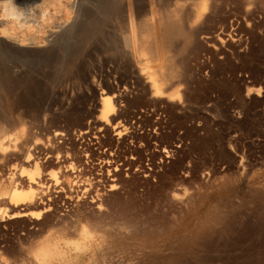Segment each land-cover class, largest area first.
Segmentation results:
<instances>
[{"label": "rangeland", "instance_id": "rangeland-1", "mask_svg": "<svg viewBox=\"0 0 264 264\" xmlns=\"http://www.w3.org/2000/svg\"><path fill=\"white\" fill-rule=\"evenodd\" d=\"M39 1L41 2V0H0V17L16 15L20 19L21 10L32 8L36 3L39 4ZM44 1H42L43 6L48 2L46 6L49 7L47 9L44 6L43 10L51 12L54 3L48 0L44 3ZM135 1V7L141 9L140 15L134 18V29L137 30L140 29L138 28L140 18H148L151 21V15L145 11L148 10L145 0ZM178 1L192 0H156V3L152 0L155 17L163 15ZM218 2L221 3L218 5L219 14L215 18L209 16L203 25L199 24L200 28L197 27L199 31L194 29L195 32L197 31L194 39L197 37L195 40L198 42L194 44V40L188 44L179 56L188 60L186 69H189L188 73L191 77L188 83L182 85L185 95L183 99L187 103L183 100V104L186 105H183L184 109L179 114L182 126L176 128L174 122L164 120L159 126L161 129L158 127V131L164 134L174 130L175 139L169 138L173 153L167 159L164 158L166 160L160 162V165L157 157L156 159L154 157V163H157L153 168L154 176H149L147 181L143 180L141 172L135 167L128 169L129 174L125 176V169L122 166V177L126 179V184L106 193L107 196L104 195L103 199L113 204L111 206L104 202L107 212L105 215L108 219L105 217V222L116 225L121 221L131 227L124 231L113 232H107L103 227L94 230L95 236L107 240V244L104 243L93 254L94 259L100 256L98 255L100 250L102 254L100 257L103 256L101 259L105 258V261L106 259L108 261L106 264H264V0H253L250 4H246V6L250 5L251 12L244 9L245 5H242L241 0ZM238 7L241 8L239 11ZM32 12L36 13L34 10ZM35 15L37 18V13ZM35 15L26 16L29 21L32 19L30 25L34 24ZM104 18L106 21L112 20L106 19V16ZM105 22L103 24L96 22L95 26L93 24L94 28L90 27L92 24L84 22L81 27L79 26L81 30L76 31L74 35L76 38L73 36L68 43L65 42L69 38L64 34L43 32L44 44L36 47L31 42L21 47L11 45L0 35V116L2 115L0 125L6 123L3 127L6 130L9 128L7 133L15 132L18 139L23 142L27 136L43 137V129L49 127H60L59 129L72 133L78 129L82 121H85V115L91 110L93 100L97 98V87L105 91L110 89L108 93L111 95L113 90L123 89L124 81L125 84H129V80H125L121 66H118V59L112 61L116 59L114 57L119 56L113 53L111 40L116 37L118 26H122L123 23L120 21L121 24L112 27L111 22L110 24ZM108 25H112L111 28ZM31 28L30 30L33 29ZM141 31L137 32L143 40L137 44L141 48L140 56L150 57L152 50L150 49L148 53L145 48L148 47L149 51L152 33L150 30ZM77 33H80V36ZM90 33L94 36L92 37ZM48 37H51L50 40ZM148 41L151 43L149 44ZM6 57H10L12 61ZM93 80L94 85L90 83ZM65 91L67 93H64L65 95L72 93L70 101L66 100L68 97L62 93ZM133 94L132 90L129 96ZM121 120L123 123L131 122L129 116ZM23 127L26 128L27 132L24 130L26 133L22 131ZM167 127L172 131L169 132ZM148 141L151 143L152 139L149 138ZM74 143L76 144L74 148L80 150V141L74 140ZM142 150V164L146 168L151 161L148 153L144 154ZM10 154L11 152L4 153L3 157L0 154V216L2 214L0 264H36L33 263V257L40 251L37 249V242L47 236L75 239L74 236L79 235L80 226L73 222L80 205L76 208L75 204L63 197L64 194L49 192L51 208L40 220L45 221L46 217L47 220L52 221L46 220L45 224L50 225L47 224L49 226H45L41 233L39 227L34 224L35 219L30 215L24 216L26 219L10 217L12 209L4 192L9 191L15 176L22 174L25 177L32 171L31 168L22 172L20 157ZM167 186L171 187L170 190L174 194H178H175L179 196H176V199H181L174 200L171 207L156 199ZM53 194L55 198H52ZM65 200L71 204L66 203ZM34 208L30 210L36 212ZM26 225H29L32 235L28 234ZM34 228L38 233L34 234L36 232ZM71 231L75 235H72ZM57 250L48 256V262L43 264H74V262L87 264L89 257H92L90 252L76 253L72 247L64 246L62 242ZM101 259L100 262L97 259L90 261L92 264H95L94 262L103 264Z\"/></svg>", "mask_w": 264, "mask_h": 264}, {"label": "bare ground", "instance_id": "bare-ground-1", "mask_svg": "<svg viewBox=\"0 0 264 264\" xmlns=\"http://www.w3.org/2000/svg\"><path fill=\"white\" fill-rule=\"evenodd\" d=\"M42 1L43 0H41V2L39 1V4L36 3L34 6H32V8L29 7V8L21 10L22 18L20 19L16 15L1 16L0 17V35L3 36L7 42L11 43V45L14 44L15 46L21 47L25 45L26 43L31 42L36 47V46H41V44L43 43L42 42V40H44L43 32L45 34L46 33L52 34L51 32H56L55 34L57 33L64 34V36L69 38L68 41L65 42V43H68L70 42L69 40L76 34V31L79 29V26L82 25L84 22L87 24L89 23V25L92 24V26L90 27H93V24L95 26L96 22H99V24L101 23L103 24V22L106 21L104 18L105 16L107 17L106 19H110V18L112 19V16L114 15L113 19L106 21L105 24L107 22L110 24L111 22L113 24V26L112 25L111 26L115 27L119 25L118 23H120V21L123 23V24L120 23L122 26H118L119 29L117 28L118 31H117L116 37H114L111 40V49L113 53H116L119 56V57H114L116 59L112 61L115 62V60L118 59V66H121V70L124 72V76L126 78L125 80H129V84H125V81H124L125 86L123 85L122 90H119L120 88L116 90L115 86L113 85L116 91L113 90V93H111V95L108 93L110 89L109 90L107 89V91H105L104 89L98 88L97 87L98 85H97L96 86L97 87L96 89L97 98L93 100V105L91 107V110L88 111L87 115H85L86 116L85 121H82L81 124H79V127L76 131H72V133H70L69 131H64L65 129L64 130L59 129L60 128L59 126H57L59 128H50V127L44 128L43 129L44 132L42 133L43 137H36V136L34 137L33 135L32 137V136L26 135L27 137L24 138V142H23L18 139L17 134L15 132H12V133L6 132L9 129L8 128L6 130L4 128L5 127L4 124L6 123H3V125L1 124L2 126L0 125V154L2 155V157L4 156V153L11 152V154H14V156L17 155V157H20V160H21L20 165L22 166V169H21L22 172L25 169H28L29 171V169L32 168V171L29 172L28 175H26L25 177H23L22 174H18L17 176L13 178V176L11 175L12 176L11 178H13L12 186L10 189L8 188L9 189L8 192L3 191L5 194H7L8 200H9L8 205H11V209H12L9 216L14 218V217H24V216L26 217L27 215H30L32 219H35L34 224L39 227V232L41 233L42 231H44L43 229L45 228V226L50 225L49 223H47L49 225L45 224L47 220L46 217H45V221L43 218H42L43 221L40 220L41 217H44L45 216L44 214L48 210L50 211V208H51L50 207L51 197H50L49 192L54 191V192H57L58 194L59 193L64 194L63 197L68 202H71L73 205L75 204L74 205L75 207L76 206L78 207V205H80L79 206L80 209L76 207L78 209V214H76L77 217L74 216L75 220L73 219L74 220L73 223L79 224L80 226L79 235L74 236L75 239L74 238L58 239L55 236L54 238L53 236L45 237V235H43L45 238L42 236V238L44 239L41 240L40 242H37V249H39L40 251H38L39 253L34 255L33 263L35 262L36 264H43V262H48L49 260L48 256L53 254L57 250V247L62 242L64 246L72 247L73 250L76 251V253L77 251L82 252V253L90 252L92 257L91 256L89 257V261H87V264H90V263L92 264V261L90 260L97 259V261L100 262V259L103 257V256L100 257L102 255L100 254V250L98 251L99 252L98 255L100 256H98L97 258L95 257L94 259L93 254H95L97 250L100 248V246H102L104 243L105 245L107 244V240H105L103 237L101 238L98 235L95 236L94 230H98V228L103 227L107 232H113V231H124V230H127V228L129 229L131 227L130 225L121 223V221L119 224L117 223L116 225H113L114 223L112 225L111 223L107 224V221L105 222V217H106L105 213H107L105 212V208H106L105 204L109 202H106V200L103 199L104 195H106V193L108 192L115 191L117 190V188H120L121 186L126 184V179L122 177V171H121L122 166H124V169H125V176L129 174L128 169H132L133 167H135L137 171L141 172L143 176L142 177L143 180L147 181V178L149 176H154L153 168L155 166L154 164H157L156 162L154 163V157L155 159L157 157L159 165H160V162L162 163V161L166 160L168 157H170V154L173 153L172 148H171L172 142L170 144L169 140L171 139V137H173V140L175 139L173 136V134H175L173 133L174 130L172 131L167 127L169 129V132L170 131L172 132L170 133L168 132L169 134H166V133L164 134L160 132V130L158 131V127L161 125V123H163L164 120L174 122L175 126H177L176 128H178L179 126L180 127L182 126L179 114L184 109L183 105L187 104L186 100L183 99L185 95L183 94V91H182V85L188 83L191 77H190V74L188 73L189 69L188 70L186 69L187 64H189L188 60L185 59V57H179V56L182 55V52L185 50L188 44L194 42V40L197 39V37L194 39V36L196 35V32H197V31L195 32L194 29L196 28L198 30L197 28L199 27L198 25L201 23H202L201 25H203V23L207 19H209V16L212 18H215V16L219 14L218 5L221 3L218 2L219 0H209V1L208 0H192L190 2H185V1L179 2L178 1V2H175L172 8L167 10L163 15L159 17H155V10L152 5V0H145L147 3V5L145 4V6H148V10L147 9L145 10L143 7L142 9L147 11L151 15V21H149L148 18H140L139 24H138V28L140 29H137L139 30L137 31L134 29V18L136 15L139 14L141 9L139 10V7L138 8L137 6L135 7V2H136L135 0H48L54 3V5L52 3L54 8L53 10L51 9L52 10L51 12H46L45 10H43V7L46 6L48 2H46L45 0L44 3L45 2L46 3L43 6ZM241 1H242V5L243 4L245 5L244 9L247 10L248 12V10H250L251 8H249L250 5L246 6V4H250L253 0H241ZM50 3L51 2H49V4ZM154 3H156V0ZM48 7L46 6L44 8L48 9ZM240 7H238V11ZM31 9L36 11L37 18L35 15L36 13H33L32 12L33 10ZM27 10L28 12H26ZM29 10H31V12ZM29 15L30 16L35 15L34 19L36 21L33 20L34 24L30 25L31 23L30 21L32 19L29 21V19L26 17ZM30 28L32 30H30ZM80 30L81 28L79 29V31ZM95 30L97 31V29ZM143 30L144 31L150 30L152 33V43L148 41L149 44L151 43L152 47L150 48L151 45L149 46V51H148V47L145 48L147 49L146 51L148 53L150 52V49L152 50V53H151L152 55L150 57H141L140 56L141 48H139L137 45L138 43L143 41L141 35L138 34L140 31L144 32ZM107 33H108V30H107ZM77 34L79 35L80 33H77ZM64 36H63V39H64ZM91 36L93 37L94 35L91 34ZM92 37L90 38L92 39ZM48 38L47 39L50 40L51 37H48ZM67 38H65V40ZM7 42L6 44H9ZM197 42L195 40L194 44H196ZM214 43H215V39H214ZM234 43H236V41ZM6 58L10 59V57H6ZM9 59H7V61ZM71 66H73V64ZM24 72L26 73V71ZM3 78L5 80V77ZM5 83H7V81ZM90 83L92 85L95 84L94 80L91 81ZM132 90L134 94L133 96L130 97L129 93H131ZM62 93L64 94L66 93V91ZM157 93L159 94L157 95ZM71 95L72 93L70 95L64 94L65 97H68L67 99L66 98L65 99L71 100L72 99L70 98ZM183 100H185L184 102L186 104H183L184 103ZM12 102L14 101H11V103ZM127 116L131 118V122L123 123V120L121 119ZM8 122L12 123L11 121H8ZM144 126H147V128H145ZM24 127L22 128V131L26 129V128L24 129ZM173 128L174 126H172V129ZM25 131L27 132V130ZM146 138H148V140L149 138L152 139L151 143L153 144H151ZM74 140L80 141L81 143L80 150H76V148H74V145L76 146V144L74 143ZM69 144L71 145L70 147L68 146ZM121 144L123 146H120ZM172 147L174 146L172 145ZM142 149L144 150V154L148 153V157H150V161H151L148 164V166L145 164L147 166V167L145 166L146 168H144L142 164L143 162L142 155H141ZM180 166H182V164ZM57 181H59V183H57ZM10 184H11V181H10ZM170 188L171 187L167 186L165 188L166 190L164 192L159 193V195L156 197V199L159 202L165 205H168L169 207H171L174 200L176 201L177 199H180V198L176 199V196L178 194L175 193L177 194L175 196V194L173 193L172 190H170ZM173 188L174 186L172 187V189ZM176 188H178V186ZM179 193L181 194L182 191ZM56 195L57 194H55V196ZM51 196H52V193H51ZM52 198H55L54 194ZM67 201L66 203H68ZM71 203H68V204H71ZM109 205L111 204L109 203ZM32 207L36 208V212L35 211L33 212L32 210H30ZM120 210L123 211L121 208ZM34 214H39V215L37 216ZM7 215H6V218H8ZM162 216H160V218ZM25 217L24 219H26ZM52 218L54 219V217ZM30 222H31V218H30ZM68 223H70V221ZM130 223L131 222H129V224ZM54 225H57V224H54ZM28 230H29V233L28 232L27 233L28 234L31 233L30 235H32V231L29 229V227H28ZM26 231H23V232H26ZM36 233H38V230L34 234ZM72 235H75V234L73 233ZM103 253H106V251L105 252L103 251ZM24 254H28V253H24ZM107 254H108V251H107ZM25 258H27V255ZM106 258H108V256ZM102 261L104 264L105 258ZM107 262L108 261L106 259L105 264ZM75 263L76 262H74V264ZM94 263L98 264L96 262Z\"/></svg>", "mask_w": 264, "mask_h": 264}, {"label": "snow or ice", "instance_id": "snow-or-ice-1", "mask_svg": "<svg viewBox=\"0 0 264 264\" xmlns=\"http://www.w3.org/2000/svg\"><path fill=\"white\" fill-rule=\"evenodd\" d=\"M158 94H159V93H157V95H158ZM54 178H55V177H54ZM57 183H59V181H57ZM34 215H37V216H38L39 214H34Z\"/></svg>", "mask_w": 264, "mask_h": 264}]
</instances>
